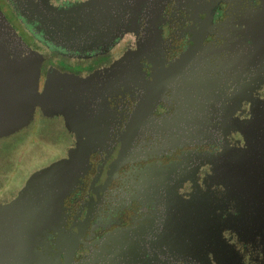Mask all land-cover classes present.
<instances>
[{
    "label": "flooded vegetation",
    "instance_id": "obj_1",
    "mask_svg": "<svg viewBox=\"0 0 264 264\" xmlns=\"http://www.w3.org/2000/svg\"><path fill=\"white\" fill-rule=\"evenodd\" d=\"M261 8L0 0L37 53L35 95L9 112L0 138L58 128L64 149L51 162L83 156L37 255L56 264H264V151L242 133L264 115V57L255 62L248 25ZM73 76L86 80L77 88ZM20 188L0 196V220ZM187 217L196 235L175 230ZM16 253L0 249L3 264L19 263Z\"/></svg>",
    "mask_w": 264,
    "mask_h": 264
},
{
    "label": "water",
    "instance_id": "obj_2",
    "mask_svg": "<svg viewBox=\"0 0 264 264\" xmlns=\"http://www.w3.org/2000/svg\"><path fill=\"white\" fill-rule=\"evenodd\" d=\"M261 2L262 8L248 24L253 31L255 62L264 57V0ZM36 73L37 53L25 46L0 11V136L6 133L9 112L30 101L35 95ZM73 77L77 82L82 79L75 84L77 88L80 82L86 80ZM242 133L247 143L252 138L254 150L264 151V115L256 117L246 135ZM82 160L83 156L80 159L73 157L53 161L33 171L17 191L7 217L0 220V249L10 246L17 250L11 257L13 261L17 258L20 260L16 264H29L31 261L37 264H56L47 257L42 259L37 255L35 246L39 235L57 223V210L79 174ZM174 228L188 231L193 229L194 235L197 234L196 222L191 217L185 218L184 222L175 219ZM4 261L5 257L1 254L0 264Z\"/></svg>",
    "mask_w": 264,
    "mask_h": 264
},
{
    "label": "rangeland",
    "instance_id": "obj_3",
    "mask_svg": "<svg viewBox=\"0 0 264 264\" xmlns=\"http://www.w3.org/2000/svg\"><path fill=\"white\" fill-rule=\"evenodd\" d=\"M22 131L0 138V196L20 188L36 168L59 157L64 149L61 139L66 135L58 128L42 125L34 130L30 125Z\"/></svg>",
    "mask_w": 264,
    "mask_h": 264
}]
</instances>
